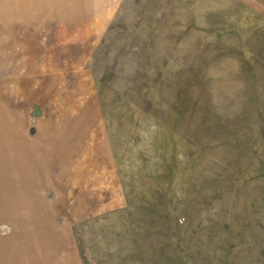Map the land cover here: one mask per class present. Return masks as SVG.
Here are the masks:
<instances>
[{
  "label": "rangeland",
  "instance_id": "rangeland-1",
  "mask_svg": "<svg viewBox=\"0 0 264 264\" xmlns=\"http://www.w3.org/2000/svg\"><path fill=\"white\" fill-rule=\"evenodd\" d=\"M0 264H264V0H0Z\"/></svg>",
  "mask_w": 264,
  "mask_h": 264
}]
</instances>
